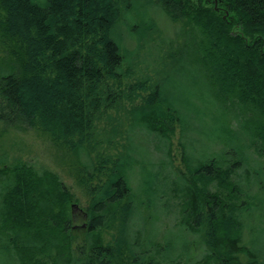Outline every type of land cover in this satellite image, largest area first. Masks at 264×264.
Masks as SVG:
<instances>
[{
    "label": "trees",
    "instance_id": "trees-1",
    "mask_svg": "<svg viewBox=\"0 0 264 264\" xmlns=\"http://www.w3.org/2000/svg\"><path fill=\"white\" fill-rule=\"evenodd\" d=\"M130 1L0 0L12 56L0 69V121L71 151L88 196L78 232L76 197L59 175L0 167V256L5 264H183L182 252L206 250L199 264H264L247 221L264 210V0H163L191 34L161 59L156 78H133L125 65ZM168 68L180 75L171 93ZM136 130L160 138L168 160H150ZM176 130L183 167L170 162ZM173 205L178 221L155 241Z\"/></svg>",
    "mask_w": 264,
    "mask_h": 264
},
{
    "label": "rangeland",
    "instance_id": "rangeland-1",
    "mask_svg": "<svg viewBox=\"0 0 264 264\" xmlns=\"http://www.w3.org/2000/svg\"><path fill=\"white\" fill-rule=\"evenodd\" d=\"M163 6V0H131L130 6L124 11V16L121 19L120 34L124 37V48L127 51V54L125 53L127 55L125 65L131 63L136 70L133 78H138L141 75L156 78V70L160 67L161 59L165 57L169 50H173L176 44L187 43L186 38L191 34L189 27H186V21H171L165 14ZM9 45L10 42L0 32V69L9 67L12 60ZM131 60L133 61L130 62ZM164 75L165 77L167 76L165 71ZM179 77L178 73L168 68V76L164 80V86L168 93L175 91ZM119 116L117 115V117ZM129 123H131L129 119L125 120L122 129L126 130ZM123 136L119 135L117 141L124 143ZM180 137L181 133L178 130L172 135L170 162L172 160L174 167H183ZM133 138L136 144L143 147L149 159L154 163L168 160L162 148V140L154 134L136 130ZM213 150L216 151L218 149L213 148ZM170 162L168 161L169 168ZM20 163L31 165L39 171L49 170L60 176L76 197L74 224L78 226L77 229L75 228L76 231L82 232L80 228L87 219L88 196L83 191L76 177V168L78 166L76 156L66 148L54 144L50 136L43 131L31 127L14 128L0 121V167ZM0 181H3V179ZM131 185L134 190L138 191L139 176L137 173L131 176ZM143 199L146 200L145 197ZM145 202L144 206L147 205V200ZM150 213L151 208L144 210L145 217H148ZM262 218L264 219V210L255 211L247 217L250 227H254V229L249 231L248 241L260 252H264ZM177 221V211L173 205L168 215L157 221L159 231L155 241L162 242L164 232L168 229H174ZM150 228L151 226L148 225V230ZM108 232H112V229L105 233L107 234ZM106 236L107 238L109 237L108 234ZM205 252L206 250L203 253ZM201 253L200 250L195 251V253L194 251L190 252V254L182 252L181 260L183 264H199L197 261L201 260L204 255ZM241 257L246 261L243 255ZM6 261V257L1 255L0 264H5Z\"/></svg>",
    "mask_w": 264,
    "mask_h": 264
}]
</instances>
